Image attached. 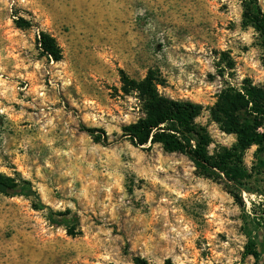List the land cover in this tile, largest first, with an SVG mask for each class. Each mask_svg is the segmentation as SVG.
Masks as SVG:
<instances>
[{
  "label": "rangeland",
  "instance_id": "obj_1",
  "mask_svg": "<svg viewBox=\"0 0 264 264\" xmlns=\"http://www.w3.org/2000/svg\"><path fill=\"white\" fill-rule=\"evenodd\" d=\"M245 3L0 0V172L30 180L47 207L0 196V235L26 251L25 264H255L243 257L251 239L264 255L257 145L244 156L252 178L231 189L242 206L224 177L122 132L143 115L122 73L140 81L153 72L161 93L204 106L196 122L211 155L236 144L211 108L245 79L264 87V45L244 24ZM40 31L55 37L61 61L43 56ZM50 211L79 222L54 225Z\"/></svg>",
  "mask_w": 264,
  "mask_h": 264
},
{
  "label": "trees",
  "instance_id": "obj_2",
  "mask_svg": "<svg viewBox=\"0 0 264 264\" xmlns=\"http://www.w3.org/2000/svg\"><path fill=\"white\" fill-rule=\"evenodd\" d=\"M245 2L244 24L254 27L260 33L264 45V6L260 0ZM22 22L23 19L18 20V26H22ZM37 44L43 56L54 61L63 59L62 50L51 34L40 31ZM122 83V90L127 95H136L143 113L138 120L122 127L123 136L136 147L161 144L166 152H179L188 156L206 177H224L229 193L244 206V201L231 189L243 188L252 178V173L244 163V156L254 145L258 146L256 156L260 167L264 169V87L245 79L240 89L229 87L220 93L217 103L211 108V117L224 132L235 134L237 142L233 147L211 155L208 150L211 136L204 126L196 122L204 110L202 104L161 93L153 72H149L140 81L122 73ZM85 130L90 135L96 132L92 128ZM103 137L107 138L105 132ZM0 193L10 197L31 198L33 208L37 210L47 208L32 182L19 173L7 175L0 172ZM54 216L50 211V222L58 226L79 222L76 214L70 219H56ZM249 255L255 258V264H263L264 255L253 239L246 245L243 257ZM133 260L135 264H148L139 256ZM166 264H172V261L167 260Z\"/></svg>",
  "mask_w": 264,
  "mask_h": 264
},
{
  "label": "crops",
  "instance_id": "obj_3",
  "mask_svg": "<svg viewBox=\"0 0 264 264\" xmlns=\"http://www.w3.org/2000/svg\"><path fill=\"white\" fill-rule=\"evenodd\" d=\"M0 196L3 198L10 197L0 193ZM18 197V196H15ZM3 199L0 198V202ZM0 209H4L2 205H0ZM25 250H22L19 245L10 247L3 234L0 235V264H25L27 260L25 259Z\"/></svg>",
  "mask_w": 264,
  "mask_h": 264
}]
</instances>
